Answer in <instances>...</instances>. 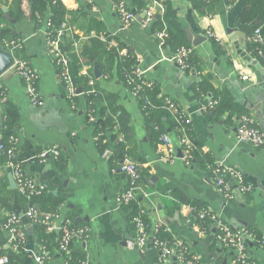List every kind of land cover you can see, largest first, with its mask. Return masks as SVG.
I'll return each mask as SVG.
<instances>
[{
  "label": "crops",
  "instance_id": "0c3cea01",
  "mask_svg": "<svg viewBox=\"0 0 264 264\" xmlns=\"http://www.w3.org/2000/svg\"><path fill=\"white\" fill-rule=\"evenodd\" d=\"M126 1L137 16L129 27L123 26L113 10L112 0L62 3L70 11H78V15L87 13V17L101 21L106 31L136 56L144 77L156 82L160 93L172 98L186 113L188 128L201 153L213 161L224 159L239 167L250 185L246 194L234 190L232 199L223 198L204 168L194 160L187 165L178 156L180 133L176 126L169 125L175 119L166 107L157 110L163 120L169 118L166 134L176 148V158L167 157L160 140L154 143L137 99L117 76H100L102 93L117 94V105L129 118L130 131L123 140L131 158L139 163L143 179L140 187L147 193L140 195L139 206L144 208L152 225L159 223L189 245L198 257V264H233V251L218 243L212 232L200 234L187 205L196 202L220 213L233 228L249 227L264 235V145L258 147L250 141L239 140L237 127L243 115H235L230 123L225 114L214 116L208 108L213 94L199 95L193 84L204 77L214 90L226 89L264 134V61L252 56L247 48V30L238 22L239 14L248 6L244 0H168L182 35L192 48L194 63L186 70L171 59L173 51L170 48L158 45L153 22L149 27H142L141 12ZM147 5L153 8L154 19L164 11L162 2L149 0ZM47 17L48 14L38 26L28 17L11 21L16 39L22 42L16 55L27 59L37 71L43 104L34 105L29 101L24 83L11 69L0 75V128L3 103L8 102L19 116L16 160L27 175L45 186L40 202L33 206L39 211L56 209L61 218H70L75 226L88 228L87 239L72 243V247L81 249L90 264H175L162 259L152 245L142 248L134 245L136 232L129 209L116 203L117 195L126 188V178L117 165L110 167V156H102L109 147L100 153L97 141L101 133H96L94 122L86 118L85 97L79 95L73 108L64 95L58 67L47 49ZM66 20L68 30L65 33L78 35L74 46L78 48L85 33L76 22L69 21L70 15ZM207 29L214 31L215 39L206 36ZM188 33L205 39L193 46L187 39ZM213 41L217 42L218 49ZM84 65L79 72L73 67L75 75L81 74ZM91 68L93 72V66ZM53 147L59 151L56 158L50 153L43 158L40 156L45 149ZM7 160L5 157L0 160V263L41 264L35 260L43 247L37 240L38 223L24 215L30 204L10 184ZM46 200L53 207L49 204L42 207ZM9 213L20 217L19 226L26 234L27 251L14 248L11 233L3 227ZM55 232L58 239L60 232ZM249 255L254 262L264 264V246L252 243ZM64 258L56 255L47 260L48 264H65Z\"/></svg>",
  "mask_w": 264,
  "mask_h": 264
},
{
  "label": "built area",
  "instance_id": "2783aa9c",
  "mask_svg": "<svg viewBox=\"0 0 264 264\" xmlns=\"http://www.w3.org/2000/svg\"><path fill=\"white\" fill-rule=\"evenodd\" d=\"M60 1L66 2L68 0ZM228 1L233 2L234 0ZM113 10L120 17L124 27H129L137 18L126 0H120L117 4H113ZM141 14L142 18L140 25L145 28L149 27L154 21L153 8L147 5L144 9H142ZM48 26H50L49 21L46 22V27ZM66 29L68 30L66 24L62 22L60 28L55 31L56 36H54L52 32L46 31L47 49L58 67L59 78L64 90V95L71 106L75 108V101L77 100V97L79 95H83L85 97L86 94L82 92L75 83L74 77L71 75L69 69V57L62 48L64 42L63 35L66 34ZM205 34L209 38L215 39L216 37L214 31L211 29H207ZM154 36L158 45L164 47V39L167 37V32L159 30L154 32ZM248 42H254L259 46L264 44V36L261 33V27L256 28L253 33L248 36ZM2 43V46L14 57V62L10 69L24 83L25 92L29 101L34 105H42L43 98L38 90L39 75L37 71L27 59L16 55V52L22 48V42L17 39H4ZM76 45L77 42H74V46ZM108 46L117 47V44L114 40H111ZM191 50L192 48L190 45H182L173 51L171 59L175 60L181 68H188L189 65L187 64V59ZM118 53L121 57L128 56V50L126 48H118ZM258 53L260 56L263 55L262 50H259ZM90 68L91 65L85 64L82 67L81 74L88 78V83L90 85H93L94 78L89 73ZM133 73L140 76V83H134L133 79L130 78V75ZM243 78H246V76ZM126 82L125 87L129 90L132 97L137 99V101L139 99H143V96H141V91H143L142 84H146L148 87L152 86V81L144 77L143 70H141L139 65H135L131 71L127 72ZM78 89H80V91H78ZM91 91L95 92L93 89ZM145 102H147V99ZM215 103V99L213 101H209L208 108H212ZM90 104V102L87 103L86 118L88 121L93 122L97 117L95 115V109L90 107ZM165 104L171 113H175V121L177 123L176 129L180 133L178 145L182 148L180 149V158L187 165L191 164L193 162L192 150L194 149V146L187 135V128L185 126V124L189 123V118L186 113L180 109L177 103L169 97L165 98ZM117 114L119 113H116L114 117H116ZM237 138L239 140L250 141L253 145L258 147L264 145V134L257 127L253 126V121L247 115H243L239 119ZM117 140L119 142L123 140V135L121 133L118 135ZM9 141L11 146L8 151H6L8 155L7 166L10 169L11 175L15 181L16 188L27 200L32 197L41 196L45 191V186L42 183L36 182L32 177L27 175L21 164L16 159L10 160L11 157H15L16 155L17 137L12 136ZM160 143L165 146L167 157H177L176 148L173 146L166 133L160 135ZM0 151H5L1 143ZM48 153L56 158L59 151L54 147L48 148L40 153V156L43 158ZM111 153V148H107L102 152V156L107 158L111 155ZM116 165L118 170L126 178L127 182L126 188L117 195L116 203L120 206H128L135 199L139 198L140 195L146 196L147 193L142 192V188L139 185V181L142 176L139 163L132 159L130 155L125 154L121 159L116 161ZM204 170L208 173L213 184L226 200L232 199L234 190L240 192L241 194H246L250 190V185L245 180L243 171L239 167L227 163L224 159L215 160L212 164H207ZM187 207L196 221L200 234L212 232L218 243L233 251V264H258L256 262H251L247 242H254L260 246H264V236L257 238V235L247 229V227L233 228L229 223H227L220 213L214 210L204 207L196 209L195 206L189 204ZM145 214L146 212L144 208L138 205L136 213L131 215V220L136 232V239L133 241L135 246L142 248L148 244L152 245L160 252L162 259L171 260L175 264L199 263L198 257L191 251L189 245L178 238L169 242L167 239L161 237V233L168 232V229L161 228L159 223L148 225L145 221ZM24 215L33 223L35 222L45 225L47 232L55 230L60 232L59 249L64 254L69 253L72 243L76 241L83 242L88 237L87 227L75 226L70 218H61V215L57 211L42 212L33 205H29ZM19 220L20 217L17 214L9 213L6 221L3 223V227L11 233L10 240L14 248L27 251L25 246L26 234L25 231L20 228ZM58 220H60L59 224L57 223ZM46 257L49 259V253L44 247H42V249L35 255V260L41 264H45ZM81 264L90 263L87 258H84L81 261Z\"/></svg>",
  "mask_w": 264,
  "mask_h": 264
},
{
  "label": "trees",
  "instance_id": "16d2710c",
  "mask_svg": "<svg viewBox=\"0 0 264 264\" xmlns=\"http://www.w3.org/2000/svg\"><path fill=\"white\" fill-rule=\"evenodd\" d=\"M112 1L114 4H117L120 0ZM148 1L149 0H129L128 2L131 3L130 5H133L132 7H135L138 12H141L142 9L147 6ZM155 1L163 3L164 11L161 16L154 19L152 29L154 32L159 30H164L167 32V37L164 39V47H168L172 51H175L182 45L188 46L189 44L184 39L182 31H180L177 19L175 17V12L169 1ZM244 4L248 7L244 8V10L239 14V25L243 29L247 30L248 35H251L256 28L261 27V33L264 36V0H244ZM2 6L8 8L9 19L4 17ZM47 14L49 17L46 19L50 22V26H48L46 30L52 32L54 36H56L55 31L60 28L61 23L67 21L66 19L68 15H70L69 21L76 22L78 28L82 29L85 33L84 38L80 40V45L78 48L74 47V42L79 38L78 35L73 34L72 36H67L64 34V43L62 48L69 57V69L71 75L74 77L75 83L77 84L78 88H80L81 91L86 94V103L90 102V107L95 109V115L97 117L96 120L93 121L95 132L101 133L97 141L99 151L101 153L105 148H111L112 153L108 158V162L111 168H115L116 161L121 159L123 155H131L130 150L124 144V140L120 142L117 140V137L120 133L123 134L124 137H127V134L130 131L129 118L126 114V111L117 105V94L102 93L98 79L94 78L93 76L92 68H90L89 73L94 78L93 85L88 83V78L86 76L78 73L75 75V73L77 71L79 72L83 63L93 66V63L96 61L101 72V77L109 78L116 75L117 79L122 83L123 86H125L127 83V72L131 71L135 65H137V58L127 48L128 56L121 57L118 53V48H125V46L117 38H115L113 34L106 31L105 26L101 21L93 17H87V13L78 15V11H70L60 0H0V43L3 45L2 42L4 39H16L17 37L12 31V23L10 21L11 18L19 21L25 17H28L35 26H38ZM256 19L258 24L255 23ZM112 39H114L116 42L117 47L108 46ZM213 46L215 49H218L219 47L215 41H213ZM247 48L252 56L257 57L259 60H261V62L264 61V44L259 46L254 42H249L247 44ZM259 50H262L263 57L259 55ZM192 63H194V60L192 58V54L190 53L187 59V64L189 66L185 69L189 70L191 66L190 64ZM74 66L76 67V72L73 70ZM130 78L133 79L134 83H140L141 81L140 76L136 73L131 74ZM193 87L196 89L199 95L204 96L209 92L213 94L210 101H213L214 99L216 100V103L211 108L214 116H222L225 114L227 120L230 123L235 115H245V111L233 99L231 94L226 89L214 90L204 77H201L199 81L195 82ZM142 88L143 91H141V96H143V99L138 100V105L145 116L147 125L149 127L148 131L152 134L154 143L157 144L160 140V135L166 133V127L168 123L167 121L169 119L167 117L168 119L163 120L161 114L159 113L160 110L157 109L166 107L165 98H168L169 96L162 95L160 93L158 84L154 81H152L151 87L146 86V84H142ZM92 89L95 90V92H92ZM146 99L147 102H145ZM3 106L4 112L2 117L3 124L0 128V143L2 144L4 150L8 151L9 147L11 146L9 141L10 137L16 135V124L19 116L15 108L8 102H4ZM116 113L119 114L114 117ZM171 114L175 119V113ZM176 124V121L174 122L173 120L169 123L170 126L174 127ZM185 126L194 146V149L192 150L194 162L201 168H205L206 164H212L214 162L212 158H210L207 154L201 153L198 145H196V141L191 135L190 128H188L189 123L185 124ZM253 126H255L254 123ZM178 148L182 149L179 145ZM15 159L16 157H11L10 160ZM0 160H4V156L1 151ZM141 181L143 182L142 176L139 181V185ZM22 198L30 205H33L35 202H40L41 196L32 197L29 200L23 196ZM47 204H49L50 207H53V205H51L48 200H46L43 205L41 204V206L44 207ZM139 204L140 199L137 198L127 206L131 215L136 213ZM191 204L195 206L196 209L202 208L196 202H191ZM55 210L56 209H49L42 212ZM145 221L148 223V225H151L146 214ZM36 227L38 243H40V245H42L47 250L50 256L49 258L52 259V257L56 255H63L65 257V264L81 263L82 259L84 258V254L81 249H74L71 245L72 248L70 249L69 253L64 254L59 249L60 235L58 239H56L58 235L55 231L48 233L46 231V226L40 223H38ZM247 229L254 232L257 235V238L264 236L258 230L249 227H247ZM161 237L167 239L169 242L176 239V237H174V235L169 232H162ZM251 244L252 242H247L248 246H251ZM1 253L2 251L0 249V254ZM251 262L254 263L252 259ZM45 264H48L47 257L45 258Z\"/></svg>",
  "mask_w": 264,
  "mask_h": 264
},
{
  "label": "water",
  "instance_id": "95a60500",
  "mask_svg": "<svg viewBox=\"0 0 264 264\" xmlns=\"http://www.w3.org/2000/svg\"><path fill=\"white\" fill-rule=\"evenodd\" d=\"M2 11L4 13V17L9 19V15L7 13V8L5 6H2ZM10 21L15 22V19L11 18ZM255 23L258 24L257 19L255 20ZM187 39L193 46H196L203 39H205V37H203L201 35H195V34L188 33ZM13 62H14L13 55L9 51H7L2 46V44L0 43V75L3 74L4 72H6L8 69H10L11 66L13 65ZM93 76L96 79L100 78V76H101V72L99 70V66H98V63L96 61L93 63ZM78 91H80V89H78ZM2 154L6 159H8V155H7L6 151H2ZM177 154H178V156L181 155L180 148H178ZM152 179L153 178L151 177L149 180L151 181ZM9 181H10V184L12 185V187H16L15 181H14L11 174L9 175ZM26 229L29 230V226L26 227Z\"/></svg>",
  "mask_w": 264,
  "mask_h": 264
}]
</instances>
